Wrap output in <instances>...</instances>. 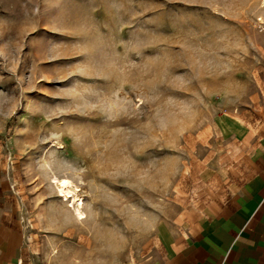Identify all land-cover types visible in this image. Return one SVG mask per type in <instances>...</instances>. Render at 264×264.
<instances>
[{"label":"rangeland","instance_id":"374dc122","mask_svg":"<svg viewBox=\"0 0 264 264\" xmlns=\"http://www.w3.org/2000/svg\"><path fill=\"white\" fill-rule=\"evenodd\" d=\"M232 114L262 124L264 0H0V209L33 264L163 257Z\"/></svg>","mask_w":264,"mask_h":264},{"label":"crops","instance_id":"0c3cea01","mask_svg":"<svg viewBox=\"0 0 264 264\" xmlns=\"http://www.w3.org/2000/svg\"><path fill=\"white\" fill-rule=\"evenodd\" d=\"M219 118L211 194L152 264H264V117ZM210 192V190H209ZM25 213L0 209V264H33Z\"/></svg>","mask_w":264,"mask_h":264},{"label":"bare ground","instance_id":"6f19581e","mask_svg":"<svg viewBox=\"0 0 264 264\" xmlns=\"http://www.w3.org/2000/svg\"><path fill=\"white\" fill-rule=\"evenodd\" d=\"M67 181V183H65ZM53 182L56 184L57 190L61 197L64 198L65 201L71 203L74 206L75 211L80 219L84 218V213L82 212L83 201L79 198L75 191L71 188V182L66 179H58L53 178Z\"/></svg>","mask_w":264,"mask_h":264},{"label":"snow or ice","instance_id":"6c2138e0","mask_svg":"<svg viewBox=\"0 0 264 264\" xmlns=\"http://www.w3.org/2000/svg\"><path fill=\"white\" fill-rule=\"evenodd\" d=\"M65 183H67V181H65Z\"/></svg>","mask_w":264,"mask_h":264}]
</instances>
